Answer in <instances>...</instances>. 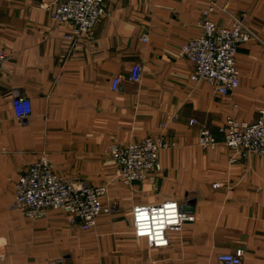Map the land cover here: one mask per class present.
<instances>
[{"label":"crops","instance_id":"1","mask_svg":"<svg viewBox=\"0 0 264 264\" xmlns=\"http://www.w3.org/2000/svg\"><path fill=\"white\" fill-rule=\"evenodd\" d=\"M52 1L0 0V49L9 56L0 73V264H219L218 255L238 250L242 264H264V156L241 157L218 132L228 118L255 122L264 110V46L240 47V86L221 96L193 82L180 55L202 34L208 0H104L93 33L75 40L66 38L71 25L42 7ZM216 1L212 21L240 16L264 41V0ZM136 65L141 79L132 82ZM17 97L31 101L28 118L15 116ZM203 127L215 147L199 146ZM161 135L170 145L162 171L124 186L110 147ZM42 157L68 181L108 187L94 229L61 211L30 221L17 209L16 184ZM169 200L195 221L170 231L165 248L136 239L134 207Z\"/></svg>","mask_w":264,"mask_h":264},{"label":"built area","instance_id":"2","mask_svg":"<svg viewBox=\"0 0 264 264\" xmlns=\"http://www.w3.org/2000/svg\"><path fill=\"white\" fill-rule=\"evenodd\" d=\"M42 7L50 13L57 25H71L72 33L66 36L68 40L92 34L105 14L104 0H54ZM217 10V1L208 0L201 21L202 34L182 45L180 55L193 65L190 77L193 82H207L219 95L228 96L240 86V75L236 67L240 47L252 42L264 46V41L242 17L229 14L226 8L224 11L229 14V21L216 24L210 16ZM8 60L9 56L0 49V73ZM141 74V66L136 65L129 80L139 81ZM121 78L118 76L113 79V91H118ZM12 106L18 119L28 118L32 114L29 99L17 97ZM259 114L255 122L228 118L218 129L224 138V144L243 158L252 154L264 156V110ZM196 123L195 120L190 121L191 125ZM217 143L212 131L206 127L200 129V147L209 149ZM169 147L163 135L137 143L112 145L109 152L118 167L119 181L124 186L131 187L135 183L152 180L155 174L162 171L160 153ZM107 195V186H88L62 178L50 161L42 157L18 180L15 204L30 221L45 218L49 211H61L69 217L72 225L89 231L96 227ZM141 212L145 215L144 219L140 218ZM194 221V214L175 200L155 206H136L133 209V234L138 240H146L150 247L165 248L170 245V231H180L184 223ZM243 254L242 250L220 254L219 264H242Z\"/></svg>","mask_w":264,"mask_h":264},{"label":"clouds","instance_id":"3","mask_svg":"<svg viewBox=\"0 0 264 264\" xmlns=\"http://www.w3.org/2000/svg\"><path fill=\"white\" fill-rule=\"evenodd\" d=\"M172 211L174 212V208L172 209ZM140 218L141 219H144L145 218V215L141 212L140 214ZM173 222H177V221H173ZM4 242V238L3 237H0V243H3Z\"/></svg>","mask_w":264,"mask_h":264}]
</instances>
